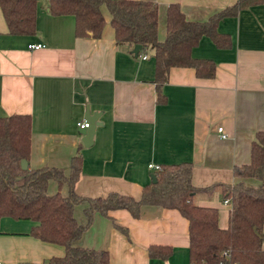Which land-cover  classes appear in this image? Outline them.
<instances>
[{
	"label": "crops",
	"instance_id": "obj_1",
	"mask_svg": "<svg viewBox=\"0 0 264 264\" xmlns=\"http://www.w3.org/2000/svg\"><path fill=\"white\" fill-rule=\"evenodd\" d=\"M153 1L157 37L163 39L170 2H178L186 18L204 20L236 0ZM38 2L33 33H10L0 8V115L30 114L28 167L58 166L67 173L78 151L82 159L74 190L87 196L115 190L138 198L151 179L149 162L189 160L192 183L201 187L260 183L254 176L235 175L233 168L249 161L251 139L264 129V1L218 20L217 30L229 34L228 46L202 35L191 54L211 58L214 74L199 76L191 66H171L162 102L157 101L152 55H134L130 45L115 42L104 3L106 22L94 37L75 34L73 14H52L44 0ZM30 42L42 45L29 47ZM87 105L100 112L101 121L89 145L81 142L76 123L85 118ZM219 124L226 137L218 135ZM58 189L67 193V184L49 179L47 190ZM197 201L216 206L219 226L227 225L229 203L218 189L200 192ZM85 205H74L80 223L86 221ZM108 213L95 211L75 243L107 249L109 264H189L188 220L176 208L143 203L138 216L124 207ZM32 224L31 219L0 217V264H42L64 253L63 244L31 235ZM150 244L169 245L171 252L149 255Z\"/></svg>",
	"mask_w": 264,
	"mask_h": 264
},
{
	"label": "trees",
	"instance_id": "obj_2",
	"mask_svg": "<svg viewBox=\"0 0 264 264\" xmlns=\"http://www.w3.org/2000/svg\"><path fill=\"white\" fill-rule=\"evenodd\" d=\"M39 0H0L10 33H33ZM264 0H236L210 14L207 19L185 17L178 2L166 7L165 36L157 37L158 12L153 0H44L52 14L70 13L74 16L76 35L100 36L106 22L101 4L109 13L116 43L131 47L140 43L137 55L149 52L154 59V82L157 101L165 100L162 83L171 66L186 65L199 76H212L215 62L208 57H196L191 48L202 35L210 36L218 46H228V33L217 30L218 20L238 9ZM31 116L24 112L0 115V217L33 220L29 233L43 240L63 244L62 255H52L42 264H109V252L75 243L91 221L95 211L109 216V209L124 207L138 216L143 203L160 204L179 210L188 220L189 264H264V129L256 130L250 143V159L233 168L235 175L254 176L257 185L242 180L233 183L215 182L207 186L192 183V163L189 160L162 163L152 172L141 188L138 198L110 190L105 195L87 196L74 190L81 168V154L71 156L69 171L58 166L21 167V159L28 160L30 150ZM54 179L60 186L67 184V193L49 192L47 184ZM218 189L229 200L228 223L221 227L217 221V207L199 204L200 192L211 194ZM85 201L86 221L76 220L74 205ZM127 232L126 227L114 222ZM226 251L227 256L222 252ZM171 246L148 245L152 256L166 257Z\"/></svg>",
	"mask_w": 264,
	"mask_h": 264
},
{
	"label": "water",
	"instance_id": "obj_3",
	"mask_svg": "<svg viewBox=\"0 0 264 264\" xmlns=\"http://www.w3.org/2000/svg\"><path fill=\"white\" fill-rule=\"evenodd\" d=\"M140 48V43H135L132 46V52L134 55H137L138 49ZM100 112L97 110L91 111L88 107V105L85 107L84 110V117L88 121V125L84 127H78V130L81 132V142L85 145H89L92 143L93 140V134L95 131V126L98 123H101L100 120H98ZM21 167L26 168L27 167V160L25 158L21 159ZM150 178L152 180H155V174L154 172L150 173Z\"/></svg>",
	"mask_w": 264,
	"mask_h": 264
},
{
	"label": "built area",
	"instance_id": "obj_4",
	"mask_svg": "<svg viewBox=\"0 0 264 264\" xmlns=\"http://www.w3.org/2000/svg\"><path fill=\"white\" fill-rule=\"evenodd\" d=\"M40 45H42V42H36V43H32V42H30V43L28 44L29 47H38V46H40ZM141 56H142V57H145L146 54H145V53H142ZM76 123H77V125H78L79 127H84V126H87V125H88V121H87L86 118L81 119V120H78ZM217 131H218V135H219L220 137H226V136H227L226 131L223 129V126L220 125V124L217 125ZM147 165H148V167L152 168L153 170H155V169H160V168H161V165H160L159 163L149 162ZM223 201H224L225 203H229L228 198H223ZM222 253H223L225 256H227L226 251H223ZM220 264H231V263L228 262L227 259H221ZM232 264H236V263L233 262Z\"/></svg>",
	"mask_w": 264,
	"mask_h": 264
}]
</instances>
